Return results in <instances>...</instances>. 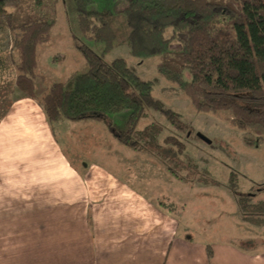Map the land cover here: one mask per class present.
<instances>
[{
	"label": "trees",
	"instance_id": "16d2710c",
	"mask_svg": "<svg viewBox=\"0 0 264 264\" xmlns=\"http://www.w3.org/2000/svg\"><path fill=\"white\" fill-rule=\"evenodd\" d=\"M95 1L72 0L77 28L72 39L87 66L85 72L54 83L38 96L36 50L49 41L56 23L47 0H0V30L12 36L0 63L13 68L20 97L39 101L50 125L64 120L104 121L127 110L125 131L113 132L110 124L106 128L120 145L137 150V139L145 132L136 131V126L148 111L170 120L176 114L152 95L151 82L139 78L124 59L105 62L115 33L109 24H95L88 17ZM122 15L133 57H159L158 74L176 84L196 111H226L232 126L264 139V0H133ZM167 29L171 34L165 37ZM77 36L102 43V50L94 51ZM164 142L171 145V154H183L179 139L169 136ZM159 151L151 154L163 163ZM164 166L181 181L174 168L166 162ZM235 201L242 220L264 225L262 201L250 203L248 196L239 194Z\"/></svg>",
	"mask_w": 264,
	"mask_h": 264
},
{
	"label": "rangeland",
	"instance_id": "374dc122",
	"mask_svg": "<svg viewBox=\"0 0 264 264\" xmlns=\"http://www.w3.org/2000/svg\"><path fill=\"white\" fill-rule=\"evenodd\" d=\"M132 1L96 0L88 9V17L95 24L107 23L115 33L114 46L104 60L109 63L114 58L124 59L139 78L151 82L152 95L175 112L176 117L170 120L158 112L148 111L136 126V131L145 132L137 139V150L120 145L106 128L110 124L113 132L125 131L127 110L104 121L55 122L51 125L54 143L79 170L86 165H98L142 190L151 201L171 209L179 219L182 236L214 244L243 239L239 243L244 246L243 250L264 257V225L254 227L249 219L242 220L235 201L239 194L248 196L250 203L262 201L264 204V139L232 126L226 111H196L176 84L158 74L159 57L140 59L130 54L129 29L122 10ZM46 5L53 11L56 23L49 41L36 50L35 88L39 97L54 83L65 82L75 73L87 70L73 44L72 36L77 34V28L72 0H47ZM170 34L167 29L165 37ZM77 38L96 52L103 48L102 43ZM11 43V34L0 30V58ZM177 45L174 41L173 46ZM15 75L13 68L0 63V89L3 86L5 97L0 98V110L1 106L8 109L20 94L14 87ZM40 109L41 118L47 122ZM33 121L32 131L37 129ZM169 136L184 143L183 154H171V145L164 142ZM159 149L163 163L151 154ZM172 149L176 152L177 147ZM164 162L174 168L181 181L169 174ZM238 227L245 229L238 231Z\"/></svg>",
	"mask_w": 264,
	"mask_h": 264
},
{
	"label": "crops",
	"instance_id": "0c3cea01",
	"mask_svg": "<svg viewBox=\"0 0 264 264\" xmlns=\"http://www.w3.org/2000/svg\"><path fill=\"white\" fill-rule=\"evenodd\" d=\"M10 104L0 110V264H264L243 239L182 236L174 212L139 188L70 163L36 100Z\"/></svg>",
	"mask_w": 264,
	"mask_h": 264
},
{
	"label": "water",
	"instance_id": "95a60500",
	"mask_svg": "<svg viewBox=\"0 0 264 264\" xmlns=\"http://www.w3.org/2000/svg\"><path fill=\"white\" fill-rule=\"evenodd\" d=\"M203 140H205L206 142H208V143H210V141L209 140H207L205 137H203V136H200Z\"/></svg>",
	"mask_w": 264,
	"mask_h": 264
}]
</instances>
